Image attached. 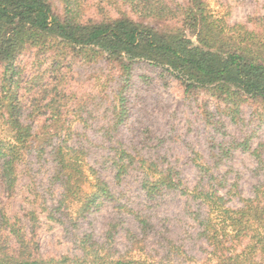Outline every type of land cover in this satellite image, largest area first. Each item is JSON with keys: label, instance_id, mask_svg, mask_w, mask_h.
Masks as SVG:
<instances>
[{"label": "trees", "instance_id": "16d2710c", "mask_svg": "<svg viewBox=\"0 0 264 264\" xmlns=\"http://www.w3.org/2000/svg\"><path fill=\"white\" fill-rule=\"evenodd\" d=\"M146 70L199 105L204 155L173 128L130 124ZM260 116L264 15L230 25L205 0H0V264H264V181L243 197L232 165L248 152L264 174V141L242 131ZM104 173L134 177L139 200ZM167 196L183 198L176 234L155 213ZM105 203L99 236L89 217ZM55 226L71 247L42 255L38 233Z\"/></svg>", "mask_w": 264, "mask_h": 264}, {"label": "rangeland", "instance_id": "374dc122", "mask_svg": "<svg viewBox=\"0 0 264 264\" xmlns=\"http://www.w3.org/2000/svg\"><path fill=\"white\" fill-rule=\"evenodd\" d=\"M208 9L214 16L223 18L230 25L245 23L249 17L264 15V0H205ZM137 76H145L137 79L135 89L132 91V110L130 124L134 126L138 133L143 128H147L153 134H160L171 128L175 129L178 137L184 138L186 141L195 144V149L201 148V154L204 155L202 146L208 134L211 132L210 127L205 125V119L201 115L198 107H187L184 104V96L182 88L176 81L168 79L166 86L158 78L157 74L152 70L140 71ZM135 82V83H136ZM199 104V103H198ZM225 129L231 138L241 137V131L226 119H222ZM245 120L248 117L245 116ZM77 124V123H75ZM243 132H248L249 136H255L252 140V146L255 147L257 142L264 141V116H260V121L251 123V129H248L243 121ZM177 145L173 143L172 153L177 156L181 163L184 162V156L188 153L186 147H182L180 151ZM183 148L185 151H183ZM96 153L99 152L95 149ZM232 165L239 173V189L243 197H248L252 187L258 182L264 181V174L255 176L251 171L255 169V160L248 152L236 151ZM183 171L189 169L186 165H181ZM190 171L192 168L190 167ZM103 177L110 183L113 189L121 191L119 194L130 202L139 200L136 180L134 177L128 178L123 184L115 186L111 181V174L104 173ZM187 178H191V173H187ZM175 198V199H174ZM233 200L229 205L237 206ZM183 206L182 197L167 196L160 206L155 210L156 215L162 219L161 224L167 226L170 233L176 234L179 231L177 218L181 214ZM112 207L109 203H105L101 209L89 219L92 221L96 235H102L105 232L108 222L112 217ZM85 226H81V230ZM160 230V226L157 228ZM38 242L40 253L42 255L59 257L69 251L71 245L64 238L62 228L55 226L53 230L47 231L42 228L38 233ZM121 241L120 238H118ZM132 256L138 257L136 253Z\"/></svg>", "mask_w": 264, "mask_h": 264}]
</instances>
